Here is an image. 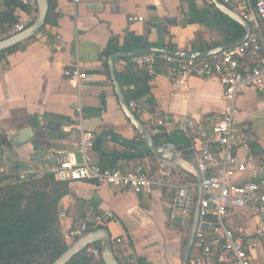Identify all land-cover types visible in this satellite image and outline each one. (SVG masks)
Here are the masks:
<instances>
[{"label":"crops","instance_id":"crops-1","mask_svg":"<svg viewBox=\"0 0 264 264\" xmlns=\"http://www.w3.org/2000/svg\"><path fill=\"white\" fill-rule=\"evenodd\" d=\"M53 3L50 23L18 44L20 49L0 59V152L12 158L5 157L7 169L0 172V177L14 174L13 179L6 181H27L29 177L51 175L49 170L59 152L76 151L79 131L74 125L80 115L82 129L95 136L93 165L123 171L141 166L150 177L166 184L153 187L151 193L134 194L93 182L68 183V191L58 205L64 212L59 218L60 231L84 221L94 227L95 217L110 212L113 218L98 228L108 232L120 264H129L132 258L139 264H183L189 229L181 227L180 218L170 217L169 207L178 186L190 188L197 200L198 182L193 173L175 164L163 169L168 175L161 177L160 165L170 164L162 155L174 154L196 173L195 150L201 140L211 136L214 123L225 108L223 87L216 79L194 76L182 87L168 78L164 65L154 64L149 84L152 101L149 104L148 97L142 101L139 108L147 116L137 119L153 141L157 136V142L154 141L160 154L157 155L144 147L143 139L126 117L107 58L116 52L150 47L189 53L202 51L238 41L243 28L211 7V0H82L75 7L68 0ZM130 17H141L143 21L129 22ZM230 22L242 28L236 41L225 40V29L232 26ZM57 36L66 44L61 51L56 50ZM128 41L138 48L115 51V47L121 48ZM123 59L131 58L114 60L116 74L126 64ZM76 67L86 74L79 90L64 74ZM120 90L123 94L121 87ZM263 90L264 84L261 89H245L238 97L235 117L239 125L247 127L245 143L235 151V156L242 160L247 154H254L262 166L261 179H264ZM148 116L166 117L169 125L166 129L153 128ZM178 117L193 122L194 131H178L175 121ZM20 129H29L33 138L16 147L10 138ZM76 158L80 161L78 154ZM250 179L249 173H243L235 181ZM225 225L243 240L253 264H264V215L258 217L243 209H230ZM116 239H121V243ZM195 256L192 249L189 264Z\"/></svg>","mask_w":264,"mask_h":264},{"label":"built area","instance_id":"built-area-1","mask_svg":"<svg viewBox=\"0 0 264 264\" xmlns=\"http://www.w3.org/2000/svg\"><path fill=\"white\" fill-rule=\"evenodd\" d=\"M16 1L18 6L12 11L14 22L9 29L0 33V41L21 33L37 17L36 0ZM68 1L75 7L82 0ZM219 1L250 25L251 32L245 42L203 59L181 60L168 55H159V59L166 68L168 78L182 87L193 76L216 79L223 87L224 111L214 123L211 136L201 140L195 150L196 169L200 175L198 186L202 196L192 246L196 256L191 264H253L243 240L235 237L226 227L225 219L230 209H243L258 217L264 215V179L259 177L262 166L252 153L242 160L235 156V151L245 143L247 131V127L239 125L235 119L238 97L245 89H261L264 84V0ZM128 20L143 21L141 17H130ZM56 45L57 51L66 47L60 36L56 37ZM155 60L153 55H141L131 58L130 63L136 67H145L151 74ZM64 74L75 83L78 90L81 89L86 79L85 73L76 67ZM128 108L136 117L147 116L133 102L128 104ZM76 109L80 113L79 105ZM147 119L153 128H165L169 125L166 117L151 119L148 116ZM175 121L178 131H194L193 122L186 117H178ZM74 128L79 131L76 151H61L57 154L55 163L49 170L54 181L93 182L134 194L151 193L153 187L166 184L150 177L141 166L123 171L93 165L91 154L95 144L94 134L82 129L80 115ZM169 163L160 165L161 177L168 175L163 169L174 166L173 162ZM243 173H249L251 179L237 183L236 176ZM195 202V195L190 188L185 185L175 188L169 207L170 217L180 218L184 230L191 227ZM63 216L64 212L59 209V218ZM112 218V213L105 212L93 219L94 227L102 226ZM88 228V221H84L77 227L61 231V238L69 245L86 233ZM116 242L121 243V239H116ZM84 250L90 264H103L99 248L88 246ZM129 264L139 263L136 258H132Z\"/></svg>","mask_w":264,"mask_h":264},{"label":"trees","instance_id":"trees-1","mask_svg":"<svg viewBox=\"0 0 264 264\" xmlns=\"http://www.w3.org/2000/svg\"><path fill=\"white\" fill-rule=\"evenodd\" d=\"M16 6V0H2L0 33L12 26V11ZM210 6L213 7L212 4ZM53 7V0H48L46 25L51 21ZM230 23L231 28L225 29V40L236 41L242 35V28L233 22ZM131 42L128 41L121 48L114 49L116 51L138 48L137 44ZM18 49L20 45L0 52V59ZM155 58V65H164L158 55ZM123 61L126 64L117 72L116 77L126 102H134L141 108L142 101L148 97L150 104L151 75L145 67L130 64V59ZM157 139V136H154L155 142ZM4 141V138L1 139L2 144ZM14 177V174H2L0 177V264H51L68 247L61 238L58 206L60 199L68 191V183L56 182L49 174L40 178L29 177L27 181H6ZM95 229L98 227L89 225L88 231ZM93 246L99 248V244ZM67 264H90V260L83 250Z\"/></svg>","mask_w":264,"mask_h":264},{"label":"water","instance_id":"water-1","mask_svg":"<svg viewBox=\"0 0 264 264\" xmlns=\"http://www.w3.org/2000/svg\"><path fill=\"white\" fill-rule=\"evenodd\" d=\"M36 3H37L36 19L28 28H26L21 33L0 41V52L10 49L24 41L31 39L36 33H38L44 27V25L46 24V18L48 14V0H36ZM211 3L222 15L227 16L229 19L236 22L243 28L244 31L243 35L238 41L234 43L219 45L202 51L192 52V53L177 52L165 48L160 49V48L150 47L145 49L132 50L128 52H116L114 54L109 55L107 58V66L113 81V86L115 88L120 104L123 107L126 117L128 118L129 122L132 124V126L136 129V131L143 139L144 147L156 153L157 155H160L158 153L159 150L157 146H155L152 136L148 133L146 128L137 119V117L129 110L127 102L123 97V94L115 78L116 72L114 70V60L122 59V58H133V57H137L141 55H149V54L168 55L181 60L203 59L218 54L226 49L238 46L243 42H245L251 32L250 25L247 22H245L243 19H241L237 14L233 13L225 5H223L219 0H211ZM263 94H264V90H263ZM32 138H33V133L29 129H20L17 131V135L15 137L10 138V141L14 146L20 147L25 143L31 141ZM162 157L166 161L173 162L177 168L189 173H193L198 184L200 183V175L198 171L196 170V173H194L193 172L194 168H192L186 161H184L179 157H176L174 154L171 153L163 154ZM198 188H199V194L195 202V207L192 216V224L189 229L188 237L185 242V246L183 250V256H182L183 264H189L190 253L192 250L194 236L199 221L200 200L202 194L199 186ZM263 243H264V238H263ZM95 244L100 245L101 259L103 264H120L114 255L109 234L104 228H98L84 233L81 237H79L74 242H72L67 247V249L51 264H67L72 257L77 255L79 252L83 251L88 246Z\"/></svg>","mask_w":264,"mask_h":264},{"label":"rangeland","instance_id":"rangeland-1","mask_svg":"<svg viewBox=\"0 0 264 264\" xmlns=\"http://www.w3.org/2000/svg\"><path fill=\"white\" fill-rule=\"evenodd\" d=\"M5 157H8L10 160H12L10 154H8V153H7V155H5ZM5 157H4V155L2 156L1 152H0V172L3 171L4 169H7L6 166H7L8 161L6 160ZM9 182L11 183L13 181H9Z\"/></svg>","mask_w":264,"mask_h":264}]
</instances>
